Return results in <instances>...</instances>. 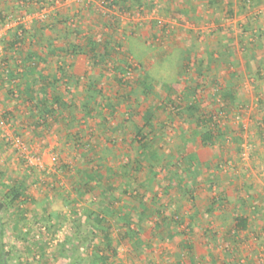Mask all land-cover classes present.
<instances>
[{"label": "rangeland", "instance_id": "1", "mask_svg": "<svg viewBox=\"0 0 264 264\" xmlns=\"http://www.w3.org/2000/svg\"><path fill=\"white\" fill-rule=\"evenodd\" d=\"M3 2L8 9L0 11V25L8 17L21 23L6 31L0 63L16 48L56 54L31 57L36 64L7 77L18 84L10 94L22 109L20 115L0 113V238L8 264H96L97 254L110 255L109 264H162L171 247L165 239L175 236L171 244L179 248L184 233H192L190 219L206 218L201 207L228 210L241 197L251 205L259 189L251 181L264 179V69H256L260 57L245 64L264 35V0H132L126 8L111 0ZM20 29L23 36L12 48ZM50 31L55 37L48 44L42 35ZM203 54L220 70L205 75L198 67ZM50 69L57 80L50 89L67 104L46 123L26 98L23 80ZM229 86L232 101L223 98ZM38 99L34 94L33 102ZM192 104L216 115L218 136L209 144L200 140ZM12 128L43 159V168L29 165L7 142ZM135 128L147 137L145 154ZM185 142L195 150L185 151ZM244 164L250 165L245 173ZM228 177L243 182L234 187ZM14 187L23 188L16 201ZM208 216L216 222L215 214ZM97 217L106 220L115 254ZM175 225L178 235L171 231ZM214 227L205 231L210 254L243 264L247 247L221 239L232 240V223ZM254 250L256 264L264 250Z\"/></svg>", "mask_w": 264, "mask_h": 264}, {"label": "crops", "instance_id": "2", "mask_svg": "<svg viewBox=\"0 0 264 264\" xmlns=\"http://www.w3.org/2000/svg\"><path fill=\"white\" fill-rule=\"evenodd\" d=\"M2 2V1H1ZM14 6L11 7V10H13V8H15L16 6H19L18 3L13 4ZM8 7L7 5L3 2L0 4V11H5L7 10ZM60 35H62V32L59 33ZM55 35L53 34V32H48V33H43L42 35V39L46 40L45 43L49 42H53ZM59 37V36H58ZM261 41H257L255 44L256 47H253L252 51H251V55H253L254 57L250 58L249 61H246L247 63L245 65H251V60H253L254 58L257 59L258 57H260V59L258 58V63L256 64V69L257 70H262V68L264 69V35L261 36ZM55 50H60V46L56 45ZM62 48V47H61ZM22 48L19 49H13L11 50V52L6 53V55H4L3 57V61L2 63H0V113L1 112H10L11 113H17V115H20L19 113L22 111V109H15L16 105L14 103V101L11 99V94L14 87L17 85L15 84L16 81L13 79L12 83L15 85H11L9 82V78L11 79V77L8 76V72L12 71L13 68L18 65L16 67V69L14 70V72L16 73H20L19 71H22V69L20 67L25 66L22 64V60L24 58L27 57H33V58H37L41 61V59H52L56 56V54H54L55 52L50 50L49 52L45 50V48H36V49H32L30 48V50L27 51H23L21 50ZM199 51V50H198ZM27 55H26V54ZM204 54L201 57V60H198V67H200L201 69H203V72L206 74H211L214 70H220V68H215L214 66H210L203 58ZM251 57V56H250ZM46 63V62H45ZM196 65V64H195ZM197 66V65H196ZM50 72H48L47 74H44L45 76H48V78L50 79H54L56 74L53 75L52 73V69L49 70ZM18 75V74H17ZM7 77H9L7 79ZM233 88L231 86H229V89L227 91H225V93L228 92H232ZM20 106V105H18ZM200 136V135H199ZM200 140L201 136H200ZM190 142V141H189ZM203 143V142H202ZM184 148L185 151H187L188 149L193 150V146L192 144H187L186 142L184 143ZM187 146V147H186ZM178 148H181L180 146L175 147V149L173 150L174 152L176 150H178ZM214 159V158H213ZM212 157H210L208 159V164H211V161L213 160ZM245 165V171L240 170L239 172H246L247 170L250 169V165ZM236 173L237 170L235 171ZM235 173V174H236ZM238 175H240L238 173ZM219 176V175H217ZM237 176V175H236ZM220 177V176H219ZM224 178V177H222ZM230 181H229V180ZM228 179H221L219 182L221 183H227L226 181L228 180L229 182H231V184H233L234 187H236L234 184H237L238 182H243L241 180L234 179L232 177H228ZM212 182V181H210ZM254 185L253 187L259 188L256 189V193H254V195H251V200L249 201L251 205H248L247 201L243 199V197L239 198L238 201H234L233 203L235 205H233L232 207H230L228 210L225 209H215L213 211V207L211 206H205V207H201L200 208V215L201 218H203V215L206 216V218L204 217V220L200 223L198 220L199 216H195L193 218L190 219V222L188 223L189 227L187 228V230H191L192 233L187 234L184 233L185 236L183 239H181V245L179 248L176 249L172 247V240L175 239V236H173L174 238H170V239H165V242H168L169 246L168 247L170 249H166V251H164V255H161L162 264H236L237 261L232 260L230 255H219L217 253H213L210 254V251L207 250V243H208V235L206 236L205 231H208L210 228L212 227H217V229H224L225 227H227L228 224L232 225L234 224L235 220L237 217L243 216L246 217L248 219V227L246 230L238 232V233H234V230L232 228V232H233V238L232 240L227 239L226 237H222V241L225 243H232L233 245H239L241 248L244 249V247L246 246V258H245V262L243 264H254L253 262V257L250 256V254H252L251 251H253L254 249L257 250L259 247L262 248L264 250V245L260 246V244H262V237L261 234L264 238V193L263 192H258L259 190H261V185H258L259 182L260 184H264V179L263 177L260 178H256L253 177V181H251ZM238 187V186H237ZM233 192V191H232ZM233 195H235V193H233ZM237 198V197H236ZM245 198V197H244ZM194 210V209H193ZM196 211V210H195ZM233 211V212H231ZM192 212V211H191ZM194 213V211H193ZM209 213H213L215 214V218L217 219L216 222L211 221V223H209L208 218L210 219V217L208 216ZM232 214V215H231ZM219 216V217H217ZM208 217V218H207ZM221 218V219H218ZM207 220V221H206ZM212 220V219H211ZM233 220V221H232ZM214 225V226H213ZM214 227V228H215ZM171 231L175 232V235H178V231H177V226L175 225L173 227V229H171ZM200 231V234H203L202 236H198V234H196L195 232ZM251 234L252 235H257L259 236V239H255L252 237L251 239ZM248 236V242L250 243H246L245 242V238ZM219 240H221L220 238H218ZM256 240V241H254ZM174 242H177L176 240ZM264 242V241H263ZM264 244V243H263ZM166 246V244H165ZM176 246V245H175ZM251 246V248H249ZM239 247V248H240ZM166 248V247H165ZM238 248V247H237ZM240 248V249H241ZM249 248V249H248ZM253 248V249H252ZM254 250V251H255ZM245 251V250H244ZM182 254L186 255V260L183 261L181 260ZM249 255V256H248Z\"/></svg>", "mask_w": 264, "mask_h": 264}, {"label": "trees", "instance_id": "3", "mask_svg": "<svg viewBox=\"0 0 264 264\" xmlns=\"http://www.w3.org/2000/svg\"><path fill=\"white\" fill-rule=\"evenodd\" d=\"M27 3L37 1V0H24ZM132 0H111V2L115 4H119L121 7H129L130 3ZM139 1V0H136ZM23 35H18L14 37L13 41H11L12 48L16 46L17 41L21 39ZM90 44V50L95 53L96 49V43L94 41H89ZM28 63L36 64L35 62H32L31 57L29 56L28 58H24L22 60L23 65H27ZM18 65H16L12 71L8 72V76L11 78H15L16 76L20 75V73L14 72ZM35 71V69H34ZM18 74V75H17ZM23 75V74H22ZM15 80V79H14ZM24 84H25V94L26 98L30 100L32 104H34V108L41 114V118L44 122L48 123L50 120H55L56 116L55 113L56 111L60 108H64L65 105L67 104L66 101L63 99V96L57 93L54 89H50L56 84V79L48 78V76H45L43 73L39 72V74L35 77L33 73H31L29 76H25L24 78ZM18 87V84L16 85ZM54 88V87H53ZM51 90V91H50ZM37 95L39 96V99L36 103L33 102V96ZM223 98L225 100H230L232 101L234 99L233 92H228L223 94ZM188 110L191 111V113L198 112L199 114L196 117V126L199 135L201 136L202 142L204 144H209L213 140L216 139L218 136L215 131H214V119H215V114L211 111H203L197 107L196 104H192L190 107H188ZM136 132L134 134V140L135 143H137V148L140 151L141 154H145L148 150V141L147 137L142 133L141 128H135ZM137 162L135 164V168L140 167V162ZM179 181L182 182V179ZM11 200L16 201L18 200L22 194H23V188L19 187H14L11 189ZM3 207L2 204H0V209ZM105 219L102 217H97V224L99 226H102V230L104 232V239L106 240V247L108 249L113 250L112 252L115 254L116 251L113 249L112 244H113V239L110 235L109 227L105 223ZM104 223V224H103ZM248 227V219L246 217L240 216L237 217L234 224H233V230L234 233H238L241 231L246 230ZM0 237H2V231H0ZM110 255H98L97 254V259L98 261L96 264L100 262V264H109V257ZM0 264H8V251H6L4 244L1 242L0 238Z\"/></svg>", "mask_w": 264, "mask_h": 264}, {"label": "built area", "instance_id": "4", "mask_svg": "<svg viewBox=\"0 0 264 264\" xmlns=\"http://www.w3.org/2000/svg\"><path fill=\"white\" fill-rule=\"evenodd\" d=\"M20 23H21L20 17H17V18L8 17L6 22L4 23V25H0V53H2L4 48H5L3 41H4V35L6 34V31L9 30L12 26L20 24ZM22 33H23V29H20V31H18V35L21 36ZM215 117H216V115H215ZM7 120L8 119H3L1 121V124L4 127L9 128V126L11 124L8 123ZM6 139H7L8 143H10L14 148H16L20 152L23 159L29 165L36 166L38 168L44 167L43 159L31 150V148L25 142L23 137L21 135L17 134L13 128L11 130L6 131ZM38 229L45 231L46 226L40 224ZM256 264H264V252L259 253V255L257 256V263Z\"/></svg>", "mask_w": 264, "mask_h": 264}]
</instances>
